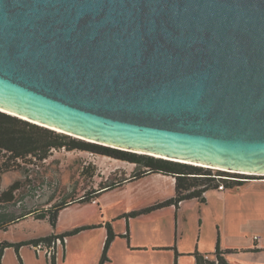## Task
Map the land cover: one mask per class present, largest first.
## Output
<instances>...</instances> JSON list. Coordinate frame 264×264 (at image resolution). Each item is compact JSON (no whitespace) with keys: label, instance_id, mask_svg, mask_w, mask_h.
<instances>
[{"label":"water","instance_id":"water-1","mask_svg":"<svg viewBox=\"0 0 264 264\" xmlns=\"http://www.w3.org/2000/svg\"><path fill=\"white\" fill-rule=\"evenodd\" d=\"M0 110L264 173V0H0Z\"/></svg>","mask_w":264,"mask_h":264},{"label":"rangeland","instance_id":"rangeland-1","mask_svg":"<svg viewBox=\"0 0 264 264\" xmlns=\"http://www.w3.org/2000/svg\"><path fill=\"white\" fill-rule=\"evenodd\" d=\"M25 167L8 171L0 179V192L18 180L23 182L16 192V202L5 209L8 214L19 215L30 210L35 215L42 214L62 202L102 191L106 185L121 182L139 169L132 162L64 148L53 150L43 162L28 163ZM151 177L125 182L120 188L94 196L90 203H73L61 211L56 228L48 218L36 219L35 215H29L8 230H0V242H20L52 233L78 231L62 242L41 243L43 250L40 244L23 246L24 264H49L47 259L57 252V264H100L107 234L106 227L101 225L110 223L117 236L104 264H142L145 261L176 264V259L178 264H190L196 252L205 254L215 252L218 244L221 247L223 240L217 213L202 211L196 199L181 202L179 209L169 206L150 214L129 216L166 194H156L157 188L149 186ZM124 185H129L131 193L122 192ZM3 264H20L13 247L7 249Z\"/></svg>","mask_w":264,"mask_h":264},{"label":"trees","instance_id":"trees-1","mask_svg":"<svg viewBox=\"0 0 264 264\" xmlns=\"http://www.w3.org/2000/svg\"><path fill=\"white\" fill-rule=\"evenodd\" d=\"M62 148L68 151L81 150L121 161L132 162L135 163L139 169L135 170L130 177L121 182H114L106 185L102 188V191H95L94 194L86 193L84 196L77 198V200L62 202L57 204L54 209H48L39 215H35L36 213L33 210L19 215L8 214V212L5 211L8 204L16 202V192L23 186V182L18 180L11 184L8 189L0 192V230H8L11 225L25 219L29 215H35L36 219L48 218L52 227L56 228L61 211L71 206L73 203H90L94 196L99 197L102 192L120 188L125 182L139 180L152 174L173 176L175 178V195L163 201H158L152 205L137 209L129 213V216L137 217L173 205L178 208L182 201L193 198L205 202V192L209 189L217 188L220 183H224L226 187L234 188L243 185L248 180L260 178L258 176L245 174L233 175L231 172L220 169L215 171L214 168L202 165L169 160L149 154L121 150L90 142L0 110V179L2 175L8 171L25 169L28 163H38L47 160L53 150ZM93 173L94 172L91 171V174ZM225 176H236L239 179H229ZM105 227L107 229V237L100 264H104V262L109 259V248L117 236L110 223H107ZM76 232L78 231L62 234L52 233L47 236L20 242L2 241L0 242V264H3L2 256L7 247H14L19 254L20 263L24 264L19 253L22 246L38 245L41 243L50 245L53 241L57 240L62 242L66 237ZM224 253L225 251H223L220 244H218L215 251L216 260L206 258V256L200 252H196L195 257L197 264H229L223 256ZM48 260L50 264H57V255H52Z\"/></svg>","mask_w":264,"mask_h":264},{"label":"crops","instance_id":"crops-1","mask_svg":"<svg viewBox=\"0 0 264 264\" xmlns=\"http://www.w3.org/2000/svg\"><path fill=\"white\" fill-rule=\"evenodd\" d=\"M149 176H152L149 179L151 181V184L149 182V186L151 188H157L156 194L166 193L163 197H157L156 202L163 201L175 195V178L173 176L152 174L142 179L145 180ZM128 186L124 185V188H121L124 194L131 193V191L129 192ZM130 189L132 190V188ZM204 197L206 199L205 202H201L197 198L193 199L199 202L202 211L213 210L217 213V223L221 228L223 240L221 249L225 251L223 256L227 262L229 264H264V178L248 180L243 185L234 188L227 187L223 190L212 188L205 192ZM22 247L19 252L21 257ZM8 248L10 247L4 250L2 263L4 262L5 253ZM16 254L19 259V254L17 252ZM204 255L210 260L217 259L214 251L205 252ZM5 260H7V257ZM47 261L50 264L48 259ZM142 264H150V261H145ZM176 264H178V259H176ZM190 264H197L196 258L192 259Z\"/></svg>","mask_w":264,"mask_h":264},{"label":"bare ground","instance_id":"bare-ground-1","mask_svg":"<svg viewBox=\"0 0 264 264\" xmlns=\"http://www.w3.org/2000/svg\"><path fill=\"white\" fill-rule=\"evenodd\" d=\"M7 111V110H6ZM22 117H24V116H22ZM25 118V117H24ZM34 121V120H33ZM55 129H57V130H59L60 132H66V131H64V130H62V129H60V128H55ZM77 136V135H76ZM80 137V136H79ZM78 138V137H77ZM138 152H141V153H145V151H142V150H138ZM155 156H157V157H160V155L159 154H154ZM174 160H179V161H182V162H188V160H181V159H179V158H173ZM191 163H195V164H200V165H204V166H208L209 164H204V163H200V162H191ZM211 167H213V168H218V167H216V166H213V165H210ZM222 169H225V168H222ZM227 170V169H226ZM228 171H231V172H239L238 170H235V169H228ZM242 172H245V171H242ZM245 173H251L250 171H247V172H245Z\"/></svg>","mask_w":264,"mask_h":264},{"label":"built area","instance_id":"built-area-1","mask_svg":"<svg viewBox=\"0 0 264 264\" xmlns=\"http://www.w3.org/2000/svg\"><path fill=\"white\" fill-rule=\"evenodd\" d=\"M229 172V171H228ZM231 173H233V172H231ZM243 174H245V175H252V176H258V177H260V178H264V173H243ZM226 178H229V179H239L238 177H235V176H225ZM218 189H220V190H223V189H225V188H227L226 186H225V184L224 183H220L219 184V186L217 187ZM59 242H60V240H58ZM41 249H42V247H43V245L42 244H40V246H39ZM39 250V249H38ZM43 250V249H42ZM40 251V250H39ZM39 251H38V253H39ZM50 254V253H49Z\"/></svg>","mask_w":264,"mask_h":264},{"label":"clouds","instance_id":"clouds-1","mask_svg":"<svg viewBox=\"0 0 264 264\" xmlns=\"http://www.w3.org/2000/svg\"><path fill=\"white\" fill-rule=\"evenodd\" d=\"M224 171H226V170H224Z\"/></svg>","mask_w":264,"mask_h":264}]
</instances>
